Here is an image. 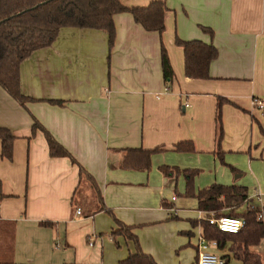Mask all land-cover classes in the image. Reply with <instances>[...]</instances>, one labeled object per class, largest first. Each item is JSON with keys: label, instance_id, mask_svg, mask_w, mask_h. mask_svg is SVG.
Returning a JSON list of instances; mask_svg holds the SVG:
<instances>
[{"label": "crops", "instance_id": "crops-1", "mask_svg": "<svg viewBox=\"0 0 264 264\" xmlns=\"http://www.w3.org/2000/svg\"><path fill=\"white\" fill-rule=\"evenodd\" d=\"M164 1L162 35L128 12L114 17L112 48L104 30L65 27L22 62L25 106L0 87V127L15 137L13 160L2 157L0 139V264H119L137 251L117 233L121 225L132 227L158 264L197 263L206 213L190 193L213 184L244 186L245 211L264 209V162L256 149L264 108L254 106V99L264 102V0ZM177 38L217 48L210 78L186 76ZM162 45L175 72L171 83ZM220 97L229 102L222 107L219 156ZM45 131L71 156H53ZM181 142L194 150L177 151ZM156 148L163 150L151 156L148 170L128 153ZM162 167L179 173L167 176ZM184 170L198 171L191 184ZM80 190L91 207L79 201ZM232 245L210 250L243 264ZM260 245L252 250L262 253Z\"/></svg>", "mask_w": 264, "mask_h": 264}, {"label": "trees", "instance_id": "trees-1", "mask_svg": "<svg viewBox=\"0 0 264 264\" xmlns=\"http://www.w3.org/2000/svg\"><path fill=\"white\" fill-rule=\"evenodd\" d=\"M124 12L132 14L135 21L147 31H156L161 35L165 32L167 6L164 0H154L145 7H127L122 0H0V87L25 106L29 99L21 91L20 67L26 58L38 49L51 46L56 41L60 30L65 27L104 30L109 35L112 48L116 38L114 17ZM204 30L210 31L207 28ZM176 43L184 49L186 76L195 79L210 78L211 63L219 55L217 48L212 43L201 40L184 41L177 38ZM162 69L164 79L171 83L175 72L164 45H162ZM226 102L229 100L220 97L217 105L216 153L219 156L225 135L222 107ZM37 125L36 122L34 129ZM45 132L53 156H71L50 133ZM0 139L2 157L13 160L14 135L9 129L0 127ZM175 149L180 152H191L194 150V145L192 142H181L175 146ZM162 150V148L135 149L129 150L128 153L140 156L145 163L136 165V167L148 170L151 166V156ZM162 170L167 176L179 173V170L175 168L162 167ZM80 172L85 174L82 167H80ZM197 173L196 170H184L188 183L193 182ZM190 194L198 199L199 209L206 213L201 225L207 239L216 240L219 247L226 242H232L231 250L235 258L243 264H264V253L252 250V247L259 246L264 240V220L259 219V213L251 208L243 213L237 212L250 196L247 187L213 184L198 193ZM225 208L231 211L227 214H218ZM211 213L217 214V217L223 215L243 217L246 225L238 233L221 231L216 225L209 223L208 217ZM49 224L48 222L42 223L43 226ZM118 232L125 234L127 239L133 240L137 245L136 253L120 261L119 264H158L151 255L143 252L137 236L132 233V227L121 225ZM224 260L225 264H229L225 258Z\"/></svg>", "mask_w": 264, "mask_h": 264}, {"label": "built area", "instance_id": "built-area-1", "mask_svg": "<svg viewBox=\"0 0 264 264\" xmlns=\"http://www.w3.org/2000/svg\"><path fill=\"white\" fill-rule=\"evenodd\" d=\"M187 106L188 103H186L185 107ZM254 106L259 109H263L264 102L260 99H254ZM251 209L259 213V219L264 220V209L257 210L254 209V207H251ZM78 214H81L80 208L78 209ZM208 221L210 224L216 225L221 231L229 233H238L246 225V221L243 217H233L226 215L217 217L215 213H211V216L208 217ZM198 247L199 257L197 264H225V260L220 255L210 250L211 247H218V242L216 240H209L204 236V234H202Z\"/></svg>", "mask_w": 264, "mask_h": 264}, {"label": "rangeland", "instance_id": "rangeland-1", "mask_svg": "<svg viewBox=\"0 0 264 264\" xmlns=\"http://www.w3.org/2000/svg\"><path fill=\"white\" fill-rule=\"evenodd\" d=\"M259 133H260V135H261V137H262V142H263V144L262 145H259V147L257 146L258 145V143H257V145H256V149H258V152H260L259 153V160L260 161H263L264 162V127L263 126H259ZM242 155V154H241ZM193 171V170H192ZM253 191H254V189H252ZM84 190H80L79 191V193H78V199H80L79 201H81L82 200V205L83 206H88V208L89 207H91V204L89 205L88 203H87V201H84V199H82V197H84ZM245 209H246V206L245 205H243V206H241L240 207V209H239V211L241 212V213H243L244 211H245ZM231 210L230 209H228V208H225V209H223V210H221L218 214H227V213H229ZM239 212V213H240ZM217 215V214H216ZM224 216V215H223ZM258 250H260L262 253H264V243H262L261 245H260V247L258 248ZM192 264H197L196 262H193Z\"/></svg>", "mask_w": 264, "mask_h": 264}]
</instances>
